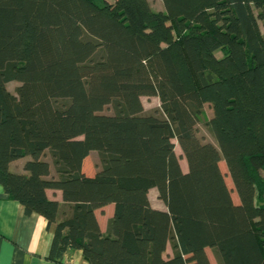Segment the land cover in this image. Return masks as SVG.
<instances>
[{
  "label": "trees",
  "instance_id": "16d2710c",
  "mask_svg": "<svg viewBox=\"0 0 264 264\" xmlns=\"http://www.w3.org/2000/svg\"><path fill=\"white\" fill-rule=\"evenodd\" d=\"M162 1L0 0V183L46 218L53 261L211 264L209 247L219 264H264V0ZM207 103L217 145L198 135Z\"/></svg>",
  "mask_w": 264,
  "mask_h": 264
},
{
  "label": "crops",
  "instance_id": "0c3cea01",
  "mask_svg": "<svg viewBox=\"0 0 264 264\" xmlns=\"http://www.w3.org/2000/svg\"><path fill=\"white\" fill-rule=\"evenodd\" d=\"M20 160L24 162L25 159L12 162L11 170L23 171L14 168L21 164ZM47 193L51 198L63 201L61 190L48 189ZM114 209V203H110L96 210L102 232L107 230L108 220L114 215ZM105 211L107 217H100L98 212L103 215ZM52 236L53 232L47 228L46 218L36 212L27 214L24 205L11 199L0 183V264H89L80 249L69 250L62 262L51 260L48 256ZM170 249L171 245L168 244L166 255H172Z\"/></svg>",
  "mask_w": 264,
  "mask_h": 264
},
{
  "label": "rangeland",
  "instance_id": "374dc122",
  "mask_svg": "<svg viewBox=\"0 0 264 264\" xmlns=\"http://www.w3.org/2000/svg\"><path fill=\"white\" fill-rule=\"evenodd\" d=\"M111 1H113V0H111ZM149 1H150V4H151L153 9H155V10H163L164 9V5H163L162 0H149ZM262 31L264 33L263 27H262ZM217 55L221 56L222 52L218 51ZM18 85H19V82L11 81L8 83V89L11 92L15 93L16 87ZM142 102L144 104V108H145L146 112H157V113H159L161 111L160 110L161 101H160L159 97H157V96H142ZM204 109H205V112H204L203 116L201 117L200 121L198 122V135L202 138V140L204 142H212L213 144L217 145V142H216L213 134L211 133V131L209 130V128L206 124V121L213 115V109L211 108V106L208 103L205 104ZM102 112L109 113V114L114 113L113 105L106 106ZM174 142L176 145L175 150H176L177 154L180 156L181 167L185 172H187L188 171V162H187V160L183 154V151H182L177 139H174ZM24 162H25V160H24ZM24 162H23V160H20L21 164L15 165L14 168L22 170ZM100 166H101L100 154L98 151L94 150V151H92V153L89 155V157L85 161V168L87 170H89L91 174H94L100 168ZM220 167H221L222 172L225 174V178H226V182H227L228 186L232 189L233 199H234L235 203H238L239 202L238 194L234 189V184H233L232 179L228 173L227 166H226V163L224 160H222L220 162ZM149 199H150L151 205L154 208H157L160 210H167L166 204L159 197V193H158L157 188L151 189L149 191ZM98 214L100 215V217H107L106 211L103 215H101L99 212H98ZM170 250H172V248ZM206 251H207V254L211 260V263L212 264H219L218 260L215 258L213 251L211 250V248H207ZM166 252H167V250H166ZM165 255H166V253H165Z\"/></svg>",
  "mask_w": 264,
  "mask_h": 264
}]
</instances>
